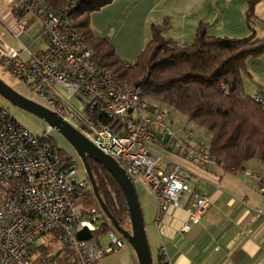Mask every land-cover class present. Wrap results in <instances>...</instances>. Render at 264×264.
<instances>
[{
	"label": "built area",
	"instance_id": "2783aa9c",
	"mask_svg": "<svg viewBox=\"0 0 264 264\" xmlns=\"http://www.w3.org/2000/svg\"><path fill=\"white\" fill-rule=\"evenodd\" d=\"M10 10L12 26L5 29L13 39L19 41L27 31L30 15L42 25L46 46L37 53L19 51L0 34L3 69L49 100L54 112L112 158L132 183H145L156 203L157 223L170 211L182 210L187 220L178 231L189 232L211 206L206 196L194 198L200 179L192 182L179 164L149 146L173 151L196 167L215 162L183 131L172 129L158 108L150 111L137 86L99 67L65 15H57L43 0H13ZM22 51L26 60L20 58ZM252 98L264 107V89L257 88ZM50 131L33 135L0 105V264H96L125 248L115 230H105L106 246L92 236L104 220L95 209L84 211L82 198L91 190L90 182L86 174L83 180L75 178L76 162L55 146ZM242 172L253 176L257 193L264 195V174L254 175L245 167ZM84 228L91 237L78 240ZM46 236L50 238L42 241ZM155 264H172L163 243Z\"/></svg>",
	"mask_w": 264,
	"mask_h": 264
},
{
	"label": "crops",
	"instance_id": "0c3cea01",
	"mask_svg": "<svg viewBox=\"0 0 264 264\" xmlns=\"http://www.w3.org/2000/svg\"><path fill=\"white\" fill-rule=\"evenodd\" d=\"M12 1L0 0V34L3 41L19 51L22 48L30 53L43 50L46 46L43 27L30 15H26V18H29V28H33L30 31L28 28L19 41H15L6 31V27L12 26ZM249 1L113 0L101 10L91 13L89 26L95 38H106L113 46L116 56L125 63L132 64L151 38V25L165 24L167 29L163 36L178 44L192 42L201 24L206 25L208 36L241 39L250 36L253 28L256 38L263 39L264 0L254 3L248 23L246 13ZM37 42H40L39 46L35 45ZM20 58L26 60L27 52H20ZM247 60L255 61L254 58ZM245 68L243 80L253 76L246 62ZM257 88L264 89L257 84L249 94L244 85L245 92L250 96L255 94ZM155 102H150V111L158 108L165 114V120L172 129L183 131L190 143L199 145L203 150L209 147L211 136L204 128L189 122L173 107ZM198 132L205 133L207 140L202 142ZM150 148L153 152L157 151L156 147ZM164 153L165 155H161L183 167L184 174L192 182L196 178L200 179L194 198L206 196L211 206L201 221L184 234L178 231L187 220V213L182 210L170 211L161 223L155 220L154 224L150 222L147 225L149 243L156 249V253L163 243L172 264H264V195L257 193L253 176L243 174L242 170L225 173L215 163L205 164L199 170L192 169L183 164L184 160L171 158L170 150ZM245 169L254 175L264 174V167L257 159L248 160ZM193 200L186 204V208L191 207ZM257 209L262 214L256 213ZM112 255L114 257H105L96 264H138L134 253L128 248ZM152 259L155 263L157 256H152Z\"/></svg>",
	"mask_w": 264,
	"mask_h": 264
},
{
	"label": "trees",
	"instance_id": "16d2710c",
	"mask_svg": "<svg viewBox=\"0 0 264 264\" xmlns=\"http://www.w3.org/2000/svg\"><path fill=\"white\" fill-rule=\"evenodd\" d=\"M43 1L57 15L70 20L88 43L99 67L137 86L144 99L153 98L171 106L189 122L204 128L211 136L205 151L225 173L242 170L250 159H257L264 167V107L245 92L243 84L246 60L264 54V38H256L253 28L246 38H219L208 36L206 25L201 24L192 42L178 44L163 36L165 24L151 25L150 40L135 63L128 64L116 56L106 38H95L89 26L91 13L113 0ZM71 1L73 7L69 6ZM257 1H249L248 23ZM148 105L151 110L150 102ZM88 163L97 195L116 228L129 231L121 188L101 165L90 160ZM82 204L84 211L95 209L103 216L104 224L92 233L93 237L107 229L117 232L91 190L83 196Z\"/></svg>",
	"mask_w": 264,
	"mask_h": 264
},
{
	"label": "water",
	"instance_id": "95a60500",
	"mask_svg": "<svg viewBox=\"0 0 264 264\" xmlns=\"http://www.w3.org/2000/svg\"><path fill=\"white\" fill-rule=\"evenodd\" d=\"M0 97L10 104L42 119L51 129L56 130L65 139L80 159L84 172L90 182L91 191L97 196V202L101 211L105 217L111 221L112 225H114L115 229L124 238L126 243L132 248L137 263L154 264L144 228L142 211L134 185L118 164L112 158L104 155L94 147L89 140L65 121L58 113L50 111L31 100L24 98L8 87L2 80H0ZM88 160L101 165L121 188L127 207L130 225L129 231L116 228L112 216L109 214L102 200L98 197L96 184ZM90 237L91 233L85 228L77 233L78 240H87Z\"/></svg>",
	"mask_w": 264,
	"mask_h": 264
},
{
	"label": "rangeland",
	"instance_id": "374dc122",
	"mask_svg": "<svg viewBox=\"0 0 264 264\" xmlns=\"http://www.w3.org/2000/svg\"><path fill=\"white\" fill-rule=\"evenodd\" d=\"M36 23L38 25H40V27L42 26L39 22L36 21ZM35 26H37V25H35ZM32 28L33 27L29 28L28 30L30 31ZM39 44H40V42H37L35 45L39 46ZM262 56L263 55L254 58L255 59L254 62L249 61V60L246 61V65H247L248 69L251 70V72H253V76L251 78L245 77V79H244L245 89H246V92L249 94L252 93V90H254V88L257 86V84L264 87V56L263 57ZM0 80H2L8 87H10L13 91H15L19 95L23 96L24 98L31 100L32 102L50 110V111L54 112V110H56L55 106L51 105L49 100H47L45 97L39 96L37 93L32 91V89L30 88V86L26 82L21 81L15 77H13L8 71L3 69L1 64H0ZM152 99L149 102H152ZM153 100H154L153 102L156 101L155 99H153ZM155 103H157V102H155ZM0 105L3 106L9 112V114L14 118V120L19 125H21L25 129L30 131L33 135L41 136L43 134V132H45L49 128V125L45 121H43L42 119H40V118H38V117L20 109V108L10 104L9 102L2 99L1 97H0ZM79 107H81V105H79ZM69 123L71 124V122H69ZM82 133L84 134V132H82ZM198 133H199V137L202 140V142L207 140L205 133H203V132H198ZM49 136L53 140L55 146L58 149H60L64 154H66L67 156L72 158L73 161L76 162V164L78 166V170L76 172L77 174H76L75 178L78 181L83 180V178L85 177V172H84V169H83V166H82L80 159L77 157V155H76L75 151L72 149V147L54 129H51ZM149 147H151V146H149ZM155 150H157L155 152H157L159 155H161V154L165 155L164 152L168 151V150H163V149H155ZM170 153H172V155L170 156L171 158L173 157L175 159L179 158V159L184 160V161H182V160H180V161H182L184 165L186 164L187 166H191L192 169H198L199 170V169L203 168L202 166L201 167L193 166L187 160L178 157L175 154V152H173V151H170ZM133 185H134L137 197H138L140 208L142 210L144 225H145V231L147 233L148 243H149V230H148L147 225L150 222H152L154 224L155 211H156L155 201H154V198H153L151 192L149 191L148 187L145 185V183L135 179ZM107 235H108L107 231H105V232L100 231L98 233L99 241H100L102 246H106L108 244ZM49 238H50V236H46L45 238L42 239V241L43 240L47 241ZM40 242H41V240L39 241V243ZM149 247H150L149 249H150L151 255L155 258L157 256L156 249H153V247L151 246V243H149ZM45 248H47V246L42 247V249L46 251ZM125 248H128L129 250H131L133 252L132 248L126 243V241H125ZM106 257H108V259H109L110 257H114V256L108 255Z\"/></svg>",
	"mask_w": 264,
	"mask_h": 264
}]
</instances>
